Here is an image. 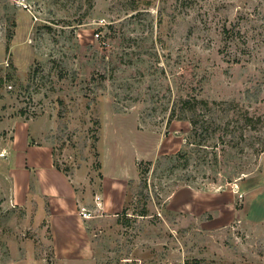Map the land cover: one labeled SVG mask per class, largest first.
<instances>
[{"label": "rangeland", "instance_id": "374dc122", "mask_svg": "<svg viewBox=\"0 0 264 264\" xmlns=\"http://www.w3.org/2000/svg\"><path fill=\"white\" fill-rule=\"evenodd\" d=\"M238 111L264 119V0H0V264H264V125ZM27 147L78 213L121 211L55 241L7 194ZM184 189L233 206L183 214Z\"/></svg>", "mask_w": 264, "mask_h": 264}, {"label": "crops", "instance_id": "0c3cea01", "mask_svg": "<svg viewBox=\"0 0 264 264\" xmlns=\"http://www.w3.org/2000/svg\"><path fill=\"white\" fill-rule=\"evenodd\" d=\"M18 158L20 161L18 168L11 170L12 175L16 176V184L8 188L10 192L7 191V194L10 193L12 208L15 212L18 209L23 210L25 212L21 214L23 218L33 216L42 224L45 221L48 224L46 229L50 228V235L55 241L58 235L72 232V227L83 221L78 213L77 192L68 176L54 167L51 150L46 147H27ZM192 195L190 190H181L180 196L184 199L180 201L181 213L198 217L208 209L220 212L221 208L229 209L233 206L231 201L227 200L223 205L220 203L213 207L211 203L210 207L201 209L190 197ZM187 198L191 200H185ZM103 204V209L105 208L107 212L118 215L124 199L121 203L111 199Z\"/></svg>", "mask_w": 264, "mask_h": 264}, {"label": "trees", "instance_id": "16d2710c", "mask_svg": "<svg viewBox=\"0 0 264 264\" xmlns=\"http://www.w3.org/2000/svg\"><path fill=\"white\" fill-rule=\"evenodd\" d=\"M90 2L92 5L93 0H90ZM183 105L185 106V109L194 112V115L190 117L189 121L194 128L198 126L200 121H202V119L198 118V116L196 115L199 106L203 105L204 107L209 108V103L202 100H197L196 98L187 100ZM237 113V129L249 128L250 130H259L264 125V119L262 118V116L251 115L248 111H238ZM260 141H262V139ZM261 143L263 144H261L260 148L257 149V152L259 154L264 153V142ZM143 171L144 173H147V170Z\"/></svg>", "mask_w": 264, "mask_h": 264}, {"label": "built area", "instance_id": "2783aa9c", "mask_svg": "<svg viewBox=\"0 0 264 264\" xmlns=\"http://www.w3.org/2000/svg\"><path fill=\"white\" fill-rule=\"evenodd\" d=\"M97 37H99V34H97ZM94 209H88L86 207H81V210L79 212V215L84 220H92L96 217L102 216L103 214V199L101 196L97 195L94 198Z\"/></svg>", "mask_w": 264, "mask_h": 264}]
</instances>
